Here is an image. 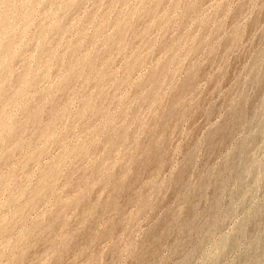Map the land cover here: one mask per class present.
<instances>
[{"label":"rangeland","instance_id":"1","mask_svg":"<svg viewBox=\"0 0 264 264\" xmlns=\"http://www.w3.org/2000/svg\"><path fill=\"white\" fill-rule=\"evenodd\" d=\"M0 18V264H264V0Z\"/></svg>","mask_w":264,"mask_h":264},{"label":"bare ground","instance_id":"2","mask_svg":"<svg viewBox=\"0 0 264 264\" xmlns=\"http://www.w3.org/2000/svg\"><path fill=\"white\" fill-rule=\"evenodd\" d=\"M14 2V1H13ZM1 19V18H0ZM3 22V21H2ZM3 45V44H2ZM9 46V45H8ZM10 47V46H9ZM164 70H165V68H164ZM162 72H164V71H162ZM164 75V74H163ZM164 81V80H163ZM156 102V101H155ZM155 104V103H154ZM231 111V110H230ZM172 114V113H171ZM7 117V116H6ZM149 141V140H148ZM157 150V149H156ZM132 193H134V191L132 192ZM113 204V203H112ZM60 219V218H59ZM57 222V221H56ZM55 228H56V226H54ZM95 227V226H94ZM88 231V230H87ZM87 231H85V232H87ZM56 233V232H55ZM50 234V233H49ZM52 234V233H51ZM56 235V234H55ZM156 235H158V234H156ZM45 239V238H44ZM49 242V241H48ZM154 252V251H153ZM57 263V262H56Z\"/></svg>","mask_w":264,"mask_h":264}]
</instances>
